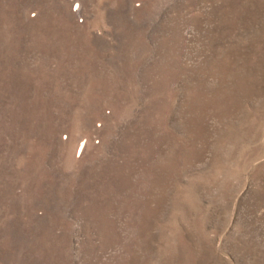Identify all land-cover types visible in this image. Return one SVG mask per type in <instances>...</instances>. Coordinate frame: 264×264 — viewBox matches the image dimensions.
Masks as SVG:
<instances>
[{
    "label": "rangeland",
    "instance_id": "1",
    "mask_svg": "<svg viewBox=\"0 0 264 264\" xmlns=\"http://www.w3.org/2000/svg\"><path fill=\"white\" fill-rule=\"evenodd\" d=\"M0 264H264V0H0Z\"/></svg>",
    "mask_w": 264,
    "mask_h": 264
}]
</instances>
